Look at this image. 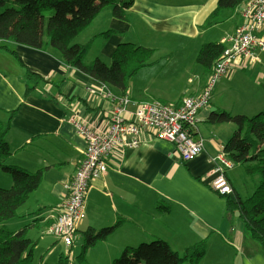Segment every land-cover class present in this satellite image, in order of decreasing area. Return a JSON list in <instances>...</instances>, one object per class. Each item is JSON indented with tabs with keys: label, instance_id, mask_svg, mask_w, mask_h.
Wrapping results in <instances>:
<instances>
[{
	"label": "crops",
	"instance_id": "0c3cea01",
	"mask_svg": "<svg viewBox=\"0 0 264 264\" xmlns=\"http://www.w3.org/2000/svg\"><path fill=\"white\" fill-rule=\"evenodd\" d=\"M217 1L135 0L127 20L114 17L112 8L107 7L74 42L92 40L87 63L101 58L110 64L123 42L154 48L153 62L129 80L124 96L137 103L164 101L176 105L186 96L201 94L209 75L202 65L198 69L193 64L197 55L185 62L174 60L173 55L190 48L194 51L185 52L192 56L205 43H222L241 22L246 1L235 9H226L230 12L224 17L222 12L211 27L226 28L218 38L206 39L207 30L202 26ZM6 47L0 48V112L5 122L10 118L6 141L11 153L4 163L31 172L44 169V173L39 187L18 209V217L7 221L5 229L18 232L32 225L37 234L27 236L36 243L34 262L35 248L45 244L42 238L48 235V225L67 201L73 175L83 160L86 140L77 123L106 132L122 95L118 88L68 66L55 49L43 51L14 43ZM263 55L260 53L256 64L231 70L221 78L233 81L232 99H218L222 80L218 81L211 103L199 112L193 130L204 140V149L197 157L184 162L173 143L145 128L126 138L129 143L137 139L138 145L115 146L106 174L91 181L86 217L79 225L75 243L66 247L68 254L85 244L89 230L115 226L106 239L88 249L87 254L97 249L96 259L92 257L95 262H113L127 247L161 239L181 255L205 240L206 252L200 264H264V247L253 239L239 214L227 209L228 199L246 200L253 195L260 175L249 176L242 165L234 163L227 171L234 192L222 195L213 189L212 158L225 152L224 146L237 125L209 121L213 113L222 110L247 116L264 112ZM261 68V79L244 85L234 81ZM28 72L40 78L34 87L27 79ZM28 88H32L29 93ZM136 108L134 103L127 108V120L136 118ZM12 184V177L0 169V188ZM56 248L51 245L48 249L52 254ZM40 264H47L45 255Z\"/></svg>",
	"mask_w": 264,
	"mask_h": 264
},
{
	"label": "trees",
	"instance_id": "16d2710c",
	"mask_svg": "<svg viewBox=\"0 0 264 264\" xmlns=\"http://www.w3.org/2000/svg\"><path fill=\"white\" fill-rule=\"evenodd\" d=\"M135 0H0V48L8 43L21 44L39 50L55 49L70 67L91 76L95 80L121 90L124 96L129 80L141 68L153 62L155 49L123 42L113 54L110 64L101 58L87 63L91 47L87 43H75V38L85 30L105 8L111 7L114 17L128 19V10ZM247 0H218L216 8L208 15L203 28L213 26L223 9H235ZM103 35V34H102ZM107 35V34H105ZM224 46L220 42H208L201 46L197 63L209 75L221 59ZM33 87L39 76L27 73ZM32 87V88H33ZM28 88V93L32 90ZM16 111L10 112L12 117ZM211 123L233 122L237 130L224 146L227 157L244 167L249 176L260 175V182L251 197L246 200L228 199L227 209L235 211L243 219L254 240L264 247V112L253 116L233 115L218 111L209 117ZM10 118L0 123V169L13 180L10 188H0V264H32L36 243L27 236V228L18 232L4 229L3 223L18 217V209L26 203L30 194L42 182L44 169L31 172L21 167L5 164L11 150L6 141ZM47 169V168H45ZM115 226L97 232L88 231L82 260L90 247L104 240ZM206 252L203 240L188 247L181 255L164 240L155 239L136 247H127L113 264H198ZM69 254H61L56 264H71Z\"/></svg>",
	"mask_w": 264,
	"mask_h": 264
},
{
	"label": "built area",
	"instance_id": "2783aa9c",
	"mask_svg": "<svg viewBox=\"0 0 264 264\" xmlns=\"http://www.w3.org/2000/svg\"><path fill=\"white\" fill-rule=\"evenodd\" d=\"M222 44L221 59L216 62L209 79L197 96H186L178 104L164 101L133 102L121 96L115 107L111 124L104 133L92 129L88 124L77 123L79 133L86 140L83 160L78 166L69 186V196L60 214L49 225V232L61 240L66 247L75 243L80 223L86 217V199L91 181L103 177L108 170V160L118 144L138 145V140L126 142L127 136H136L142 128L153 130L161 139L173 143L184 162L197 157L204 149V140L193 134L199 112L207 107L213 97L217 82L231 70L245 68L259 61L264 53V0H247L241 12V22L233 33L227 35ZM137 105L136 118H125L127 108ZM212 187L219 194L234 192L227 171L234 162L225 152L212 158Z\"/></svg>",
	"mask_w": 264,
	"mask_h": 264
},
{
	"label": "rangeland",
	"instance_id": "374dc122",
	"mask_svg": "<svg viewBox=\"0 0 264 264\" xmlns=\"http://www.w3.org/2000/svg\"><path fill=\"white\" fill-rule=\"evenodd\" d=\"M227 10H230V9H227ZM222 12H223V14H222ZM228 12H230V11H226V9L221 10L219 15L215 19V21L220 20L221 14L224 17L225 13H228ZM225 28L226 27H224V26H219V27H216V28H213V27L205 28V30H207L206 39H214L216 37L218 38L219 35L223 32V30ZM127 43H130V42H127ZM133 44L138 45L137 43H133ZM187 50H190L191 52L194 51L193 49L188 48V49H184L183 52H181V53H175L173 55L174 60H177V61L179 60L181 62H185L189 58L193 59L195 57V55L198 54V52H197V54H192V56H191V54L189 55L187 52H185ZM262 61L263 62H262L261 65L263 66L264 65V55L262 57ZM193 64L199 69V63H197L196 59L194 60ZM238 70H241V69L239 68ZM261 71H262V68L258 69L257 71H253L251 73L241 74V76H239V77L237 76L234 79V81L237 82L240 85L248 84L252 80L255 81L254 78L261 79L260 78L261 77V74H260ZM209 76H210V74H209ZM222 79H223V77H222ZM221 80H219V82ZM262 81H264V80H262ZM219 82H217V83L219 84ZM232 82H229V81H227L225 79L221 81V83H220V91L218 93V99H221V98H224L225 100L232 99L231 98L232 97V93L234 92V88H232V85H233ZM218 84H216V85L218 86ZM183 85H184V83L182 82V86ZM261 85L264 87L263 84H261ZM217 86H215V89H214V92H213V97H214L215 90H216ZM228 86H229V91H228ZM213 97H212V99H213ZM252 111H254V110H252ZM258 113H260V112H258ZM258 113H255L254 115H256ZM0 123H5V118L3 117L1 112H0ZM4 176H7V175H4ZM7 178H9V177L7 176ZM7 225H8V222L6 221V222L3 223L2 227L5 229L7 227ZM46 228H45V230H46ZM48 228H49V225H48ZM34 230L35 229H32V225H31L29 228H27V235H29V236L31 235V236L35 237L34 234H35V232L37 234V231L36 230L34 231ZM48 232H49V229H48ZM47 234L48 235H45L44 238H42V241H41L42 244H44V243L45 244L44 245H39L38 247L35 248L36 252H35L33 264H40L42 262V257L44 255H45V261L47 262V264H51L54 261L56 262L58 260V257H59L60 254H62V253H67L68 254V251H66V245L63 242L59 241L56 238V236H54L50 232L47 233ZM55 238L57 239L56 242L53 241ZM152 241L144 242V243H150ZM58 243H59V245H57ZM51 245L57 246V248L55 249V251H53L52 254H51V252H52L51 249H48V248H50ZM138 245L139 244H137L136 246H138ZM136 246H133V247H136ZM83 250H84V247L82 245H79L76 248L75 252L69 253V255H70L69 257L71 259V264H113V262L105 263V262H95L94 260H92L93 256L96 259V251L95 250H97V249L88 252V254H86V259L82 260V258H83L82 257ZM122 251H123V249L119 251V254H121ZM92 253H93V255H92ZM183 264H189V263L188 262H184ZM198 264H200V263H198Z\"/></svg>",
	"mask_w": 264,
	"mask_h": 264
}]
</instances>
